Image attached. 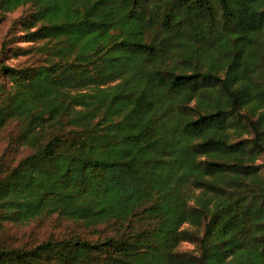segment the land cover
I'll list each match as a JSON object with an SVG mask.
<instances>
[{
  "label": "trees",
  "instance_id": "16d2710c",
  "mask_svg": "<svg viewBox=\"0 0 264 264\" xmlns=\"http://www.w3.org/2000/svg\"><path fill=\"white\" fill-rule=\"evenodd\" d=\"M33 1L46 65L0 64V133L32 150L0 175V226L112 235L0 244V264H264V0L0 7Z\"/></svg>",
  "mask_w": 264,
  "mask_h": 264
},
{
  "label": "rangeland",
  "instance_id": "374dc122",
  "mask_svg": "<svg viewBox=\"0 0 264 264\" xmlns=\"http://www.w3.org/2000/svg\"><path fill=\"white\" fill-rule=\"evenodd\" d=\"M41 3L37 1L16 7H0V64L13 68L43 67L47 54L44 42H28V33L33 21L32 15ZM59 61V60H57ZM20 125L18 121L9 122L0 133V175L5 173L32 153V150L19 139ZM193 191V190H192ZM197 195L198 191H194ZM99 234L93 228L87 229L73 221L52 216L38 219L29 224L3 223L0 226V244L3 246L30 248L52 237L55 239L70 238L79 234L83 238L96 240L100 236L112 235L110 229ZM183 252H195L197 245L183 243Z\"/></svg>",
  "mask_w": 264,
  "mask_h": 264
}]
</instances>
